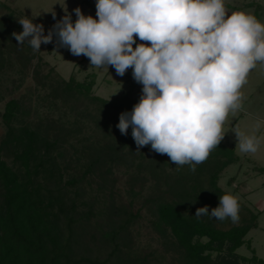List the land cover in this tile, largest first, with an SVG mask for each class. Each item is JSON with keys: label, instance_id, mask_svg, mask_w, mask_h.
I'll use <instances>...</instances> for the list:
<instances>
[{"label": "rangeland", "instance_id": "obj_1", "mask_svg": "<svg viewBox=\"0 0 264 264\" xmlns=\"http://www.w3.org/2000/svg\"><path fill=\"white\" fill-rule=\"evenodd\" d=\"M95 4L96 0H0V21L13 13V32H21L18 19L27 18L42 25L47 35L66 14L75 22L76 8L86 16L97 18ZM224 4L229 15L245 12L264 24V0H224ZM248 4L253 6L246 7ZM12 33L0 35V150L3 159L18 169L14 154L4 149L3 144L8 132L3 118L5 106L10 100H17L22 103V110L12 121L15 138L24 136L27 129L34 130L41 151H44L45 141L57 139L58 148L53 153L58 168L65 181H76L74 187H66V192L69 198L77 201L79 212L86 213L76 227L79 256L97 258L101 262L107 259L113 246L108 239L110 231L132 214L134 220L118 240L120 260L114 258L109 264H191L185 250L178 247L171 229L159 222L160 207L173 203L187 216H194L197 208L207 206L211 211L215 208L212 203L218 207L219 198L207 195L211 199L209 202L180 200L178 191L182 189L178 190L176 179L187 172L189 165L176 166L166 154L151 150L150 145L137 151V145L131 146L130 141L123 140L113 121L104 117L94 105L83 97L76 101L57 92L59 84L68 81L72 74L82 80L87 73L94 72L97 74L94 95L111 100L131 88L135 82L132 69L120 76L112 66H91L86 56H76L67 47H59L55 36L52 43L41 44L40 51L34 52L27 41L18 45ZM142 89L141 83L134 87L133 98L141 97ZM241 91L243 109L229 115L223 126L225 136L222 140L224 145L235 148L239 159L224 170L219 181L225 193L237 198L239 219L235 223L210 215L200 219L226 230L246 225L251 216L257 214L256 224H251L246 237L255 252L244 246L237 252V258L225 245L221 251L206 252L209 256L205 264H257L239 261V256L250 258L253 253L264 259V174L259 170L264 168V124L258 130L255 128L257 119L264 121V65L257 63ZM236 129L254 133L261 139L257 153L239 151L233 132ZM13 145H9L11 151ZM96 156H100V163L88 173ZM159 158L161 164L157 163ZM153 167L157 170L154 173ZM208 177L207 174L206 181ZM202 241L205 243L207 239Z\"/></svg>", "mask_w": 264, "mask_h": 264}, {"label": "clouds", "instance_id": "obj_2", "mask_svg": "<svg viewBox=\"0 0 264 264\" xmlns=\"http://www.w3.org/2000/svg\"><path fill=\"white\" fill-rule=\"evenodd\" d=\"M95 8L97 18L76 8L75 22L66 14L47 35L42 25L19 18L23 30L12 35L34 52L55 36L59 47L120 76L131 68L142 95L116 127L122 135L131 127L137 151L150 145L195 172L224 139L229 115L243 109L250 71L264 65V24L245 12L229 15L224 0H96ZM262 124L257 119L255 128ZM233 132L241 153L259 151L257 135ZM238 213L237 198L224 194L218 207L197 208L194 216L235 223Z\"/></svg>", "mask_w": 264, "mask_h": 264}, {"label": "trees", "instance_id": "obj_3", "mask_svg": "<svg viewBox=\"0 0 264 264\" xmlns=\"http://www.w3.org/2000/svg\"><path fill=\"white\" fill-rule=\"evenodd\" d=\"M250 5L253 6L248 4L246 7ZM12 15L13 13L0 21V35L13 32ZM136 43L141 41L137 38ZM96 85V73H87L82 80H78L74 73L68 81L59 84L57 92L76 101L83 97L104 117L113 121L116 127L120 114L131 112L133 106L139 102L140 97L133 98V89L139 83L133 82L129 90L111 100L94 95ZM20 104L22 103L17 100H10L3 113L8 128L3 140L4 149L14 154V161L19 167L15 169L9 166L0 150V264H109L114 258L120 260L118 255L121 249L118 240L135 216L131 214L123 224L113 227L110 231L108 239L113 246L107 259L101 262L97 258L79 256V232L76 227L85 219L86 213L79 212L77 201L69 198L66 192V187H74L76 181H65L64 174L58 168L59 164L53 153L58 148L57 139L54 142L45 141L44 151H41L34 130L25 129L24 136L15 138L12 121L22 110ZM120 137L130 141L131 146H136L131 127L127 135L121 134ZM12 144L13 151L9 148ZM100 159V156H96V160L88 167V173H92ZM238 159L235 148L228 147L221 141L218 147L211 151L207 160L196 167L195 172L189 168L185 174H181V178L176 179L178 190L182 189L178 191L179 199L209 202L211 199L207 195L219 198L227 194L219 186V181L224 170ZM157 160V163L161 164L162 159ZM159 166L156 169H159ZM154 169L155 167L152 172L157 171ZM259 170L264 174V168ZM207 174L209 177L206 181ZM196 194L199 196L196 197ZM257 217V214H253L246 225L225 230L216 228L209 220L187 216L173 203L162 204L159 210V222L171 229L178 247L185 250L191 264H205L210 252L221 251L225 245L235 257L244 246L255 252L246 237L251 230V224H256ZM204 238L207 239L205 243L202 241ZM206 252L209 254L206 255ZM239 261L264 264V259L258 258L256 253L250 258L239 256Z\"/></svg>", "mask_w": 264, "mask_h": 264}]
</instances>
